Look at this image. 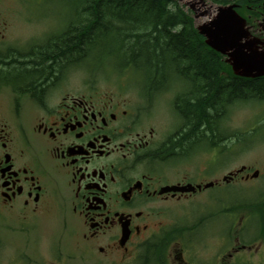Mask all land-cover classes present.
Here are the masks:
<instances>
[{
    "label": "flooded vegetation",
    "instance_id": "obj_1",
    "mask_svg": "<svg viewBox=\"0 0 264 264\" xmlns=\"http://www.w3.org/2000/svg\"><path fill=\"white\" fill-rule=\"evenodd\" d=\"M14 76L0 73V223L35 226L53 211L80 226L93 264L133 258L190 196L168 190L188 182L163 172L192 157L172 151L180 133L142 127L150 109L131 113L97 88L71 93L65 71ZM174 243V263L192 264Z\"/></svg>",
    "mask_w": 264,
    "mask_h": 264
},
{
    "label": "rangeland",
    "instance_id": "obj_2",
    "mask_svg": "<svg viewBox=\"0 0 264 264\" xmlns=\"http://www.w3.org/2000/svg\"><path fill=\"white\" fill-rule=\"evenodd\" d=\"M188 2L194 5L196 14L203 7L199 0H186L180 5L187 10ZM61 4L64 5L60 0H0V50L5 51L7 47L26 48L28 43L30 45L32 41L47 36L57 20L59 25L63 24L65 14L60 10ZM206 5L213 6L209 2ZM239 12L248 20L252 35L263 38L260 26L262 16L260 18L250 11ZM258 13L261 15V12ZM192 14L195 25L200 26L201 18H195V12ZM65 72L71 93H75L77 87L97 88L107 98L123 101L125 104L121 108L131 113L141 111L146 114L147 111H143L150 109L151 117L144 120L142 127H159V131L165 133H172L178 128L179 120L172 111V100L177 90L162 93L150 107L134 79L115 69L74 66L67 67ZM261 125H264V104H239L231 112L227 127L231 131L249 134L256 129V136L251 138L245 150L241 151V146L234 142L232 148L236 155H214L213 152L200 150L188 162L165 165L163 172L174 175L177 180L191 184L218 181V185L185 197L172 209L165 219L168 221L166 224L159 230L150 229L147 234H157L161 229L172 226H189L192 229L197 224L200 230L193 233L187 231L185 238L176 240H181L184 255L192 264H218L222 260L225 264H264V218H261L260 212L258 217L252 215L254 210L249 208L252 206L249 203L262 201L264 197V138L259 139L264 135V129L258 128ZM232 142L226 140L223 144ZM242 166L248 171L238 175L229 183L230 188L225 189L221 179ZM255 171L259 172L256 179H241ZM216 198L221 200L220 203ZM231 205L239 206L234 214L218 212L221 206L228 209ZM7 215L10 214L5 213ZM81 234L79 225L71 223L69 217L65 221L56 220L53 211L39 216L35 226L18 225L9 217L0 223V264H93ZM186 235H189L188 238ZM175 250L177 247L173 242L166 251V264H175ZM139 254L119 264H134Z\"/></svg>",
    "mask_w": 264,
    "mask_h": 264
},
{
    "label": "trees",
    "instance_id": "obj_3",
    "mask_svg": "<svg viewBox=\"0 0 264 264\" xmlns=\"http://www.w3.org/2000/svg\"><path fill=\"white\" fill-rule=\"evenodd\" d=\"M60 1L65 22L59 25L57 20L47 36L28 45L27 53L7 52L1 74L14 81L21 72L109 67L133 78L148 98L177 90L172 107L182 130L172 151L205 149L214 155H236L234 142L243 151L254 139L256 130L231 131L227 122L239 104H264V77H235L224 58L198 34L191 11H184L175 0ZM206 1L235 4L237 11L253 15L264 5V0ZM226 140L233 142L223 144ZM249 204L252 215L260 212L263 219L264 197ZM237 208L231 205L224 212ZM165 241L162 237L147 244L143 264H164Z\"/></svg>",
    "mask_w": 264,
    "mask_h": 264
},
{
    "label": "water",
    "instance_id": "obj_4",
    "mask_svg": "<svg viewBox=\"0 0 264 264\" xmlns=\"http://www.w3.org/2000/svg\"><path fill=\"white\" fill-rule=\"evenodd\" d=\"M182 2L184 0H177ZM194 10V6L189 4ZM235 6L219 7L216 14L206 24L197 28L199 35L205 38V44L218 54L226 57L225 62L231 67L233 74L237 77L254 79L264 76V46L257 38H253L245 28L246 22L235 11ZM206 13H197L196 18ZM242 168L239 172L243 171ZM257 172L253 178L257 177ZM231 176L225 177L228 181ZM209 184L205 186L208 188ZM198 190L200 187H197ZM182 192H195V188L185 186L180 189Z\"/></svg>",
    "mask_w": 264,
    "mask_h": 264
},
{
    "label": "bare ground",
    "instance_id": "obj_5",
    "mask_svg": "<svg viewBox=\"0 0 264 264\" xmlns=\"http://www.w3.org/2000/svg\"><path fill=\"white\" fill-rule=\"evenodd\" d=\"M198 12L199 13H206V15L204 17H201V19H200L201 24L205 21L206 18H208L211 15H214V9L210 8L208 5L203 6Z\"/></svg>",
    "mask_w": 264,
    "mask_h": 264
}]
</instances>
